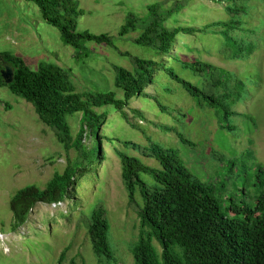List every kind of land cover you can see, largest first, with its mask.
Masks as SVG:
<instances>
[{"label":"rangeland","instance_id":"obj_1","mask_svg":"<svg viewBox=\"0 0 264 264\" xmlns=\"http://www.w3.org/2000/svg\"><path fill=\"white\" fill-rule=\"evenodd\" d=\"M82 12L77 18V32L93 35H108L114 48L104 44L86 43L88 58L78 61L75 51L64 45L59 31L48 25L38 8L24 0H0V53L10 52L21 58L31 70L41 64H53L69 70L77 92L86 90L105 92L115 90L114 70L117 65L131 69L128 57L153 58L150 52L133 41L139 31L120 38V28L130 13L143 16L149 5L159 3L164 9L174 2L186 1V7L178 17V24L201 29L218 21H227L225 6L228 0H76ZM218 2V3H217ZM248 14L241 18L243 31L232 35L252 42L256 51L247 60H230L221 49L219 36L196 33L180 36L173 52L182 60L204 61L225 69L242 79L248 88L245 102L234 110L240 114L231 118L235 131L220 132L213 111L199 110L176 83L167 79L161 82L171 89L164 95L163 104L171 113L160 114L149 109V103L141 98L133 99L126 109L129 119L143 131H136L119 119V113L108 109V123L102 134L122 141L146 145L149 137L153 143L172 149L179 160L198 178H211L219 188V197L224 206H253L258 194L256 168H264V0H240ZM176 24L169 22L168 26ZM218 30V29H211ZM167 60V57H163ZM173 65L178 75L192 83L197 82L189 71ZM157 86H148L146 93L156 94ZM118 97L121 92L116 91ZM142 111L145 120L133 118L131 111ZM254 120L255 125L247 119ZM75 137L81 115L66 118ZM173 128L171 133H162L160 125ZM176 133H182L195 144L189 148L181 144ZM91 146L89 140L84 142ZM100 151L105 159L94 160L78 178L79 187L71 199L57 205H37L27 221L15 229L11 227L12 214L9 200L19 189L35 185L43 189L54 173L62 172L75 152H65L57 142L54 132L38 118L32 105L0 88V264H58L65 252L62 264H134L130 247L139 237L137 207L130 206L121 180L120 162L111 145L103 140ZM153 168L159 164L138 152L124 150ZM141 179L152 185L149 175ZM136 203H141L136 195ZM102 206L109 223L108 240L113 253L110 261L94 256L86 232V221L92 211ZM155 247L160 248L156 242Z\"/></svg>","mask_w":264,"mask_h":264},{"label":"trees","instance_id":"obj_2","mask_svg":"<svg viewBox=\"0 0 264 264\" xmlns=\"http://www.w3.org/2000/svg\"><path fill=\"white\" fill-rule=\"evenodd\" d=\"M34 4L42 19L57 29L64 45L75 51V58H88L86 43L104 44L114 48L108 35H93L77 32V18L82 14L76 0H24ZM240 0H228L225 6L227 21H218L196 29L178 24V17L186 7V1L174 2L164 9L159 3L149 5L147 13L139 16L128 14L126 23L118 36L124 38L139 31L134 43L153 55V58L128 57L132 68L117 65L114 70L115 90L77 92L71 81L69 70L53 64H41L37 70L29 69L23 60L10 52L0 53L6 65L13 70L11 84L7 88L12 94L32 105L39 120L51 129L65 152L73 150V160H68L62 172H56L43 189L27 185L10 198L8 206L12 214L11 227L22 226L30 212L39 204L52 206L71 199L79 187L78 178L94 160L99 163L105 157L100 145L106 140L120 162L121 180L130 206L137 207L139 237L131 245L134 264H264V168H256L258 194L253 206L237 205L234 202L224 206L219 197V188L211 178L205 182L194 175L181 162L176 153L149 137L146 145L122 141L102 134L108 123L109 111L119 113V119L133 130L143 131L131 122L126 109L133 99L141 98L149 103V109L160 114L171 113L163 104V96L171 89L161 82L167 79L180 86L199 110L213 111L217 117L220 132L235 131L231 118L240 116L234 107L245 102L248 94L246 83L237 75L204 61L182 60L174 55L173 49L180 36L196 33L219 36L221 49L230 60L247 61L256 51L252 42L232 35L243 31L241 18L248 14L246 5ZM218 3V2H217ZM169 22L176 24L168 26ZM218 29L211 30V29ZM167 57V60L163 59ZM173 62L182 70L197 78L196 83L180 77ZM148 86H157L156 94L146 93ZM116 91L121 92L118 97ZM133 118L145 120L142 111L133 110ZM81 115L80 127L75 137L66 118ZM247 119L255 125L250 117ZM162 133H171L173 128L160 125ZM182 145L195 148V144L182 133H176ZM89 140L91 146L84 142ZM124 150H133L143 158L155 160L159 168L142 163L129 156ZM149 175L153 184L147 185L141 175ZM141 203H136V195ZM106 210L96 207L86 221V232L95 257L107 261L113 259L109 244V223ZM156 242L160 251L154 245ZM65 252L59 258L62 264ZM70 264H76L72 261Z\"/></svg>","mask_w":264,"mask_h":264},{"label":"water","instance_id":"obj_3","mask_svg":"<svg viewBox=\"0 0 264 264\" xmlns=\"http://www.w3.org/2000/svg\"><path fill=\"white\" fill-rule=\"evenodd\" d=\"M0 63L3 65V58L0 56ZM1 78L4 84L9 85L13 80V70L8 65H3V69L1 70Z\"/></svg>","mask_w":264,"mask_h":264},{"label":"flooded vegetation","instance_id":"obj_4","mask_svg":"<svg viewBox=\"0 0 264 264\" xmlns=\"http://www.w3.org/2000/svg\"><path fill=\"white\" fill-rule=\"evenodd\" d=\"M0 65H1V67H2V69H3V65H6L5 63L2 65L1 63H0Z\"/></svg>","mask_w":264,"mask_h":264}]
</instances>
